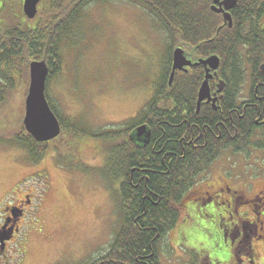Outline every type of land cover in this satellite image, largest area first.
I'll list each match as a JSON object with an SVG mask.
<instances>
[{"label": "rangeland", "instance_id": "rangeland-1", "mask_svg": "<svg viewBox=\"0 0 264 264\" xmlns=\"http://www.w3.org/2000/svg\"><path fill=\"white\" fill-rule=\"evenodd\" d=\"M49 3L29 19L18 4L7 7L0 0V20H4L0 43L14 26L44 22ZM70 7L65 9L68 13ZM71 25L61 37L60 68L48 80L46 94L64 125L68 127L71 120L84 133L62 129L47 141L43 156L36 161L28 149L10 141L24 130L29 79L26 50L15 57L12 88L0 101V223L5 203L30 194L22 226L0 254V264H86L106 251L121 223L119 180L105 172V140L91 134L118 131L147 103L164 61L166 34L155 16L126 0L92 2ZM259 135L264 137V128L257 129L253 138ZM226 163L237 171L262 173L264 149L247 155L232 153ZM219 164L212 167L213 174ZM189 209L195 211L192 206ZM182 213L158 244L159 264H185L187 259L180 256L187 255L189 247L201 254L195 259L201 264L203 249H210V237L201 229L212 223L197 213ZM261 258L264 264V252Z\"/></svg>", "mask_w": 264, "mask_h": 264}, {"label": "trees", "instance_id": "trees-1", "mask_svg": "<svg viewBox=\"0 0 264 264\" xmlns=\"http://www.w3.org/2000/svg\"><path fill=\"white\" fill-rule=\"evenodd\" d=\"M49 1L48 15L44 22L38 21L35 26H24L26 28L14 26L5 34L8 39L0 43V101L5 98L7 89L12 88L11 76L17 66L14 60L17 55L20 56L25 50L27 51L29 60L25 67L27 70L30 61L44 59L49 69L46 81L48 83V80L59 71L61 61L59 43L67 28L71 29V24L79 20L82 10L92 2H109V0H46ZM126 1L141 6L155 16L165 31L167 41L166 53L157 81L154 82L147 103L137 110L138 119H158L163 113L159 108L162 104L168 108L165 111L167 119L171 116L175 84L178 81L174 77L169 86L168 76L172 50L178 45L195 56H205L209 53L219 55L223 78L229 85L230 102L234 100L231 94L237 90L236 86L239 84L264 83V74L260 71V65L264 63L263 0H237L232 11L230 28L222 25L221 17L211 9L208 0ZM68 6H71L69 13L65 10ZM61 11H66L67 15L59 16ZM53 20L62 21L59 22L60 25L53 26L50 25ZM0 22L4 23V20ZM246 74H249L247 80H245ZM201 79L202 75L195 73L184 77L182 82L188 84L189 89L196 90ZM46 98L55 112L48 94ZM56 115L58 117V114ZM137 118L127 120L118 127V131L91 134L105 140V150L108 155L105 172L110 179L120 181L118 190L121 223L106 251L86 264H159L158 244L178 222L183 211L176 197L182 195L186 186L183 184L178 186L176 181L178 182L191 170L187 165L195 162L196 156L200 163H206L205 152L188 154L184 159L178 158L181 154H179L181 147L178 139L185 131L183 127L175 130L167 125L163 126L166 130L165 138L160 140L161 131L154 123L155 151H159L162 147L164 150L158 153L152 151L148 160L145 153L149 151L150 146L144 152L143 149L130 146L124 138L121 142L115 143L116 138L126 136ZM58 119L61 130L84 133L79 124L68 120L66 127L64 121L60 117ZM247 125L248 123L244 124ZM233 126L234 128L230 127V133L235 129L238 131V122H234ZM253 130L256 131L251 123L247 126V134L243 132L244 140ZM1 139L4 140L3 137ZM10 141L28 149L35 161L43 156L46 143L36 140L25 129ZM257 146L264 147L261 144ZM195 163L198 164L193 171L197 172L201 165L199 162ZM133 166L136 167L133 178L137 186H130L129 170ZM145 191H148L150 198L143 200Z\"/></svg>", "mask_w": 264, "mask_h": 264}, {"label": "flooded vegetation", "instance_id": "flooded-vegetation-1", "mask_svg": "<svg viewBox=\"0 0 264 264\" xmlns=\"http://www.w3.org/2000/svg\"><path fill=\"white\" fill-rule=\"evenodd\" d=\"M23 1L4 0L3 2L7 7L18 4L23 14ZM208 1L211 8L212 6L218 8L223 0ZM45 3L46 1L40 0L36 5L37 9ZM234 6L226 10L231 18ZM216 13L221 17L222 25L228 26V22L223 20L222 13ZM176 47L184 51L186 59L190 60L191 64L177 69L174 73L178 82L175 84V99L171 116L167 119L165 111L168 108L163 104L159 106L163 113L158 119H138L137 115H134L133 118L137 120L132 123L124 139L130 146L143 149L144 152L150 146L149 151L145 153L148 160L150 153L156 150L153 144L156 139L153 134L154 123L161 131L160 140L165 138L166 130L163 126L167 125L175 130L183 127L185 131L178 139L181 147V152H179L181 154L178 158L184 159L188 154L205 152L206 163H200L196 156V161L195 159L193 161L199 162L200 169L197 172L193 171L198 163L192 162L187 165V168L191 170L185 173L178 182L176 181L178 186L181 184L186 186L182 195L176 197L182 206V214L187 213V216L189 214L192 216L191 213H197L201 219H207L212 223L202 225L201 230L208 234L211 245H208L210 249H203L204 260L201 264H260L261 252H264V168L261 169L263 174L237 171L226 163V159L232 153L247 155L254 149H264V147L257 146L264 145V137L259 135L253 138L255 130L249 133L246 140L243 137V132L247 134V126L251 123L256 130L264 128V83L239 84L236 86L237 90L232 92L231 96L234 100L230 102L229 85L223 78V67H221L219 55L209 53L205 56H195L192 52L184 50L181 45ZM210 55L219 57V65L216 69H209L212 75L208 79L209 97L204 98L197 106L198 89L209 65L193 64ZM195 73L202 75L201 82L196 90L189 89V85L182 82L183 78ZM220 81H223V84ZM234 122L239 124L238 131L235 129L233 133H230V127L234 128ZM246 123L248 125L244 126ZM142 125H145L149 132L148 139L145 138L144 133L137 134L136 128ZM163 150L162 147L155 152ZM166 153L167 151L164 152L163 158ZM217 161H221V164H219L218 172L213 174L212 167ZM135 171V166L129 170L130 186H137L133 178ZM118 184L120 185V181ZM148 194V191L144 192L143 200L150 198ZM29 195L26 192L3 205L5 207L2 209L0 230L6 232L9 239L5 241V247L0 254L6 251V245L22 226L26 205L30 202ZM188 203L190 205L187 207ZM190 206L195 211L191 212ZM169 237L171 240L170 234H168ZM185 250L189 253L180 256L182 260L187 259L185 264H197L195 259L201 254L194 253L195 248L189 247ZM191 258H194V261Z\"/></svg>", "mask_w": 264, "mask_h": 264}, {"label": "water", "instance_id": "water-1", "mask_svg": "<svg viewBox=\"0 0 264 264\" xmlns=\"http://www.w3.org/2000/svg\"><path fill=\"white\" fill-rule=\"evenodd\" d=\"M39 0H24L23 11L29 18L34 17L36 13V4ZM218 1V0H215ZM237 0H223L219 3V7L212 6L216 12H221L223 20L228 22V26L232 25L231 17L226 12L235 5ZM223 5V7H221ZM191 64V61L186 59L184 51L176 47L172 51L171 71L169 74L168 83H172L174 73L177 69H182L185 65ZM203 66L209 65L205 71V77L198 89L197 106L200 102L209 97L208 79L212 77L209 69H216L219 65V57L217 55H210L205 59H199L193 65ZM260 71L264 74V64L260 66ZM48 74V68L44 60L31 61L29 64V85L24 102V129L38 141H47L55 137L59 131L58 120L51 110L45 96V81ZM216 74V72L214 73ZM223 84V81H220ZM137 134L144 133L146 139L149 137L145 125L136 128ZM9 239L6 232L0 230V250L4 248V241Z\"/></svg>", "mask_w": 264, "mask_h": 264}]
</instances>
